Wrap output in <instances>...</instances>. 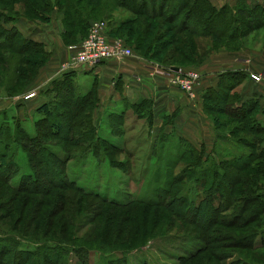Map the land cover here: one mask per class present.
Wrapping results in <instances>:
<instances>
[{
	"label": "rangeland",
	"instance_id": "obj_1",
	"mask_svg": "<svg viewBox=\"0 0 264 264\" xmlns=\"http://www.w3.org/2000/svg\"><path fill=\"white\" fill-rule=\"evenodd\" d=\"M10 1L0 0V20H15L10 22L13 23V26L21 18L32 21L35 19L40 26H47L50 22L52 23L53 19H58L60 36L70 45L81 43L88 33V30L83 33L76 28L73 33L69 35L67 33L64 37L63 15L60 7L64 8L65 3L62 0L59 2V6L55 5L56 0H50L51 4L47 8L40 3H33L38 8L36 13L21 12L24 13L21 16H16L14 12L21 8L22 4H17L18 0L14 2L15 5H11ZM110 1L113 2V0ZM261 4L264 5V0L261 1ZM119 11L121 10L112 13L117 17L120 15ZM110 12V9H103L99 15L91 18L107 20L111 28V34L127 41L128 26L121 27L118 33H112V23H114V26L115 22H111L110 17L115 16ZM129 15V12L123 14L127 17ZM245 17L243 16V18ZM153 23L155 22L153 21ZM9 24L5 23L7 28L12 27L8 26ZM50 28L53 30V26H50ZM171 36L175 37V31H170L166 35V39ZM253 39L264 41V32L253 31L247 42L254 44ZM17 40L15 41L18 44L22 41V39ZM33 40L35 41L34 44H28V51L21 55L11 50L0 49V101H2L0 106L4 105L2 98L21 96L26 91L27 86L32 83L28 79L21 80L18 78L15 81L12 95H10L9 91L4 88V83L11 81L13 76H17V73L14 72L15 68L21 67V71L28 73L31 77V72L38 70L40 72V65L47 60L46 44L40 41L39 38ZM203 42L206 43V40H203ZM128 44L136 52L132 40H129ZM228 45L230 46V44ZM45 53L46 55H44ZM184 69L195 70L196 68L192 65ZM74 81L78 92L86 91L82 85L91 87L92 84V82L83 81L80 76H75ZM49 85L51 86L52 83L50 82L46 86ZM45 87L44 90L40 91L41 97L50 102L55 118L61 120L65 126L61 134L67 135L69 119L67 117L64 119V117L58 115L63 111L62 99L56 91L46 93ZM23 106L24 104L20 106L11 105L0 109V122L6 125L4 128L7 131L0 136V152L6 153L5 157H0V164H2V170L0 171H3L5 176L10 177V172L7 171L6 166L12 163H18V166H20V171L12 174L9 185L4 184V180L0 178V199L5 197L7 200L9 197H15L17 191H20L18 189L20 185H24L22 183L24 174L28 173L32 177L34 176L27 160L30 154L21 145L25 140L16 139L17 142H15L14 137L18 131L17 126L22 127L26 134L36 135L39 125L41 126L39 120L43 121L44 117L34 109L31 111L27 106L19 108ZM96 108H98V105L93 109L92 119L96 128H98L95 140V143L98 144H88L87 148L83 150L78 146L67 145L65 147L58 138L48 134L51 136H47L43 140L46 143L45 148H49L51 151L58 150L60 152L59 156L63 158L67 155L66 149L71 153L69 160L67 162L65 160L66 163L63 162V169H61V163L58 162L61 159L55 160L58 158H54L51 161L60 172L59 175L63 173L67 180L75 183L84 191L97 193L108 200L106 204L101 205L103 215L100 221L106 224L110 223L113 230L118 229L122 217H133V213L129 211L132 206H139L149 218L147 227L151 228L142 241V245L138 247V243L133 246L124 245L123 240L113 243V240L86 242L81 239L73 243L61 240L63 238H59V235L51 234L53 230L46 231L42 223H46V216L49 215L51 210L43 202L52 204L55 196L63 192L62 188L53 186V189L44 190V192L49 191V195H45L43 192L31 194V196L26 195V193L20 194L21 197H29L30 204L25 212L26 217H23V221L16 225L14 229L0 228V250L6 245L11 249L14 247L12 241L10 243L4 240L6 237H11L13 240L21 239L20 244L17 245L18 249L38 251L39 247L44 248L48 245L61 243L62 248L67 251L61 252L59 254L61 257L56 262H53L52 258L57 256L53 255L47 257L44 261H37L39 264L41 262L42 264H111L112 259L114 264H264V246L260 244L263 242L264 236L259 235L256 237V233L264 227V212L253 216L254 211L251 209L258 202H246L247 197L253 195L258 197L264 192V180L261 184H253L248 181L247 184L252 189L245 193L243 190L244 184L240 183L235 187L231 185V179L223 178L224 169L219 164L220 161L225 159L248 153L245 146L239 145L242 138L247 137L246 140L249 142L260 141L261 143V140L264 139V133L261 136H251L243 130V127H245L244 121L232 119V117L226 119L227 114L224 116L225 118L217 115L218 124L225 122L223 129L225 134L222 138L224 140L226 138L227 141L220 142L217 153L206 158L204 148L197 149L193 146L197 150L196 153H193L190 146L177 139L178 137L175 135L163 132L155 135L157 132L154 133L153 131L146 106L136 105L134 107L126 104L124 108H119L115 113L110 112L107 108L98 110L96 113ZM18 110L23 111V115H20ZM1 111H5V113ZM47 123V121L43 122L41 129L44 130ZM240 128L241 131H239ZM45 131L47 132V130H44L46 134ZM8 144L10 146H7ZM245 149L247 150L245 151ZM45 151L42 153L45 155L50 154V152L46 154ZM228 170L235 172L234 167H228ZM250 172L248 169L243 174L249 177ZM220 182L222 183L221 186L219 185ZM40 185L43 186L42 183ZM260 198L258 197V199ZM92 201L95 204L100 203L98 200ZM113 201L121 205L112 204ZM138 201L143 203L139 204ZM150 201L153 203L159 202L168 208L171 207L177 214L174 215L173 212L168 210L162 214L163 209L150 205ZM36 203L39 204L35 207ZM11 205L13 204L9 203L0 209V215L6 214ZM33 207H35L33 215L39 214L40 219H45L39 221L41 222L38 223L39 227L34 228V223V225L30 224V229H27L29 233H33L29 235L37 238L35 240L26 238L22 233L25 220L26 218L28 220ZM39 209L41 210L38 212ZM18 211L16 210L13 215L10 213L9 218L15 220ZM156 211L157 213H155ZM94 215L95 212L92 210L83 214V223L77 231L79 237L83 238L91 233ZM114 215L116 217L110 219ZM249 216H252L254 220L246 221V217ZM4 217H2L3 220L8 219ZM59 217L60 215L55 219L58 220ZM153 218L154 224L151 220ZM50 234L56 238H52ZM38 235L39 237H37ZM247 236L250 237V240L259 241L257 245L260 247L257 250H252V248L246 246L247 244L240 246L238 243L237 246L236 242L244 243L245 240L242 239ZM5 259V264H9L12 256L8 255ZM33 264H36V261Z\"/></svg>",
	"mask_w": 264,
	"mask_h": 264
},
{
	"label": "trees",
	"instance_id": "obj_2",
	"mask_svg": "<svg viewBox=\"0 0 264 264\" xmlns=\"http://www.w3.org/2000/svg\"><path fill=\"white\" fill-rule=\"evenodd\" d=\"M16 1L18 0H11V5H15L14 2ZM56 1L55 5L59 6L61 0ZM107 1L108 0H62V2L65 3L64 8L62 6L60 7L61 14L63 15L64 37H66L67 33V35L73 33L76 28L80 29L83 33L87 31L91 22L95 20L91 17L99 15L103 9H110V13L121 10L119 11L120 15L117 17L114 13L112 14H114L115 17H110L111 22H115L114 26V23H112V33H118L121 27L128 26L127 38L134 43L136 52L142 54L147 60L159 64L160 66L181 67L184 69L192 65L197 66L214 50H220L222 48L235 50L247 47L249 45L247 39L253 31L264 32V5L261 4V2L250 4L246 0H238L234 5L225 4L218 8L214 6L210 0ZM19 3L22 4V7L15 10L14 13L16 16L24 14L21 12H31L35 14L38 8L35 7L33 3H40L45 8L51 4L50 0H19L17 4ZM125 12H129L131 16H123ZM243 16L246 17L243 18ZM33 20L36 21L35 19ZM14 21L15 20L12 19L0 20V49L11 50L21 55L28 51V44H34L35 41L23 35L24 33L16 24L14 26L12 25L10 28L6 27L5 23L9 24ZM153 21L155 23H153ZM170 31H175V37L171 36L166 39V35H168ZM17 38L18 40L22 39L20 44L15 41ZM127 38L126 40L129 42ZM257 39H253V41H259ZM203 40H206V43H204ZM228 44H230V46ZM44 55H46V53ZM49 56L50 54L48 52L47 60ZM46 61L40 65L39 69ZM32 64L34 65V63ZM14 72L17 73V76H13L12 74L13 77L11 81L4 83V88L6 91H9L10 95H12V90L15 88V81H17L18 78L21 80L28 79L33 82L39 70L32 71L31 77L28 73L21 71V67L15 68ZM75 73L76 72L73 71L63 73L52 79L51 86L45 87L46 93L56 91L58 95H60V99H62L61 106L63 111L58 115L64 117V119L65 117L69 119L67 135L61 134L65 126L61 120L55 118L50 107V102L47 99L36 109V112L44 117L43 121L39 120L41 126L38 124L39 129L36 135L31 136L26 134L22 127L17 126L18 131L14 137L15 142H17L16 139L20 141L25 140L21 145L30 154L27 160L34 176L32 177L31 174L28 173L24 174L22 179L24 185H20L18 188L20 191H17L18 193L15 197H9L7 200L5 197L0 199V209L7 206L9 203L13 204L6 214L0 215V228H6V230L14 229L16 225H19L23 221V217H26L25 212L30 204L29 197H21L20 194L26 193V195L31 196V194L34 195L43 192V194L49 195L50 192H44V190L48 188L53 189V186H57L62 188L63 192L55 196V200L52 201V204L43 202V204L48 206L51 210L49 211V215L46 216V223H42L46 231L53 230L51 234L53 233L55 236L59 235V238H63L61 240H67L73 243L81 239L86 242H106L113 240V243H118L123 240L124 245L133 246L135 243H138V247L142 245V241L151 229L147 227L149 218L142 212L139 206H132L129 211L133 213V217H122L121 221H119L121 224L117 227L118 229L113 230L110 223L106 224L100 221L103 215L101 205L106 204L108 200L97 193L84 191V189L78 187L75 183L67 180L63 173L59 175L60 172L51 161L54 158H58L55 160L61 159L58 162L61 163V169H63L62 164L65 160L66 162L69 160L71 153L66 149L65 152L67 155L63 158L59 156L60 152L58 150L51 151L49 148H45L46 143H44L43 140L45 137L51 136L48 134H52L53 137L58 138L59 141L63 142L65 147L67 145L78 146L83 150L87 148L88 144H98L95 143L98 128H96L92 119L93 109H95L98 104L97 92L95 87L86 93L78 92L74 81V77L77 76ZM231 78H235L232 72L223 73V75H221L219 87L217 89L208 90L207 95H209L211 101L206 103L207 108L217 115L221 112L225 113V115L227 114L228 116L226 119L232 117V119L244 121L245 127H243V130L251 134V136H261L264 133V119H259L255 114H252L253 108L251 107V102L236 105L240 102V96L236 92L231 93L236 86V81ZM25 92L26 91H24V93ZM150 104V101H143L132 105L134 107H136V105H140V107L146 106L148 108L150 122H152ZM1 112L5 113V111ZM45 121L48 122L45 128L47 130V132L45 131L47 135L44 133L45 129H41ZM216 124H218L217 119ZM224 124L225 122H220L218 125L222 127ZM5 126L4 123L0 122V136L5 133ZM241 130L240 128L239 131ZM177 139L188 144L191 152H197L196 148L191 146L186 140L182 138ZM246 139L247 137L242 138L239 144L248 149L246 155L225 159L220 161L219 164L220 167L224 169L223 178L231 179V185L235 187L240 183L244 184L243 190L245 193H248L252 189V187L248 186V181L253 184H261L264 180V143L262 144L264 139L261 140V143L260 141L249 142ZM222 140L225 141L226 138L225 140L222 138ZM7 146H10V144ZM218 147L219 146H216L215 153H217ZM43 151H45L46 154L50 152V154L48 153L49 155H45L42 153ZM5 155L6 153L0 152V157H5ZM208 157L209 156L206 155V158ZM1 165L2 164H0V170H2ZM18 165V163H12L6 166L7 168L5 167L8 169L7 171L10 172V177L5 176V173L0 171V178L4 180V184L9 185L12 174L20 171V166ZM228 167H234L235 172L233 170H228ZM248 169L251 171V177H246L243 174ZM228 174L231 175L229 176ZM40 183H42L43 186L40 185ZM219 185L221 186L222 183L220 182ZM258 197L261 198L258 199ZM258 197L253 195L246 198L247 203L258 202L256 205H253L251 209L254 211V213H252L253 216L264 212V192L258 195ZM92 200H98L100 203L95 204ZM137 203L141 204L143 202L138 201ZM150 203V205H153L155 208H162V214L167 210L173 212L174 215L177 214L171 207L168 208L164 204L159 202L153 203L151 201ZM38 204L39 203H36L35 207ZM112 204L121 205L116 201H113ZM51 205H53V207H51ZM35 207H33L31 214L29 216L27 215L29 218L28 220L26 218L22 231L26 238L33 240L37 238H33L32 235H29L33 233H29L27 229H30V224L34 225V223V228L39 227L41 223L39 221L43 220L40 219L41 217L39 218V214L33 215V213H35ZM16 210H19L17 218L15 220L10 219L9 214H15ZM40 210L41 209H39L38 212ZM91 210L95 212L94 218L92 219L93 229L88 236L83 238L79 237L77 231L83 223V214ZM155 213H157V211ZM58 215H60V217L56 220L55 217ZM2 217L8 219L3 220ZM115 217L114 215V217L110 219H114ZM250 219L251 221L254 220L252 216L246 217L245 220L248 221ZM151 220L154 224V218ZM36 232L34 233L37 234ZM53 235H51V237ZM259 235L264 236V227L256 233V237ZM55 236L52 238H56ZM37 237H39V235ZM4 240L10 243L12 241L14 247L11 249L6 245L1 248L0 264H5V258L8 255L12 256L9 264H33L35 261L36 264H39L37 261H44L47 257H52L53 255L57 256L52 258L53 262H56L57 259L61 257L59 255L61 252H67L62 248L61 243L48 245L44 248L39 247L38 251H32L17 248L21 239L13 240L11 237H6ZM242 240H245V242L241 243L237 241V246L238 243L240 246L247 244L246 246L252 248V250H257L260 247L257 245L259 241L250 240L249 236ZM260 244L264 246V239ZM74 250L76 251V249ZM110 262L114 264L113 259Z\"/></svg>",
	"mask_w": 264,
	"mask_h": 264
},
{
	"label": "crops",
	"instance_id": "obj_3",
	"mask_svg": "<svg viewBox=\"0 0 264 264\" xmlns=\"http://www.w3.org/2000/svg\"><path fill=\"white\" fill-rule=\"evenodd\" d=\"M210 1L219 8L225 4L234 5L238 0ZM246 1L255 4L262 0ZM12 25L13 23H10L8 26ZM16 25L29 38L36 40L39 38L44 42L50 56L40 68L37 78L26 89L25 93L36 91V95L27 100L23 97L25 93L18 97L2 98L5 106L1 105L0 109L24 104L33 111L45 102L40 91L52 79L61 75L62 62L76 52L81 43L70 45L61 38L58 19H53L47 26H40L36 21L21 18ZM50 26H53V30ZM194 68L201 73V82L196 86L192 97L178 87L172 86L168 76L156 63L147 60L138 52L110 60L99 67L78 70L75 74L82 77L85 82H92L91 87L82 85L86 90L82 93L95 87L98 96L96 113L105 108L115 113L126 104L150 101L152 127L154 133L157 132L155 135L159 132L175 135L198 149L204 148L206 155L211 156L216 154V146L223 141L222 135L225 133L224 126L216 124L217 114L206 106V103L211 101L207 94L208 90L219 87L223 73L232 72L235 76L231 78L236 81L231 93L236 92L240 96V102L236 105L251 102L252 114L264 119V83H256L249 77L251 72H264V42L257 41L235 50H214ZM18 112L23 115V111ZM218 115L224 117L225 113L221 112Z\"/></svg>",
	"mask_w": 264,
	"mask_h": 264
},
{
	"label": "built area",
	"instance_id": "obj_4",
	"mask_svg": "<svg viewBox=\"0 0 264 264\" xmlns=\"http://www.w3.org/2000/svg\"><path fill=\"white\" fill-rule=\"evenodd\" d=\"M133 54V48L125 40L111 35L107 20H93L79 49L61 64L60 73L76 72L84 68L92 69L110 60ZM156 65L168 76L172 86L178 87L190 97L194 96L195 88L201 82L199 71L181 67L178 71H175L172 67ZM249 77L250 80L256 83H264V72H251ZM35 95L36 91H29L24 98L27 100Z\"/></svg>",
	"mask_w": 264,
	"mask_h": 264
},
{
	"label": "water",
	"instance_id": "obj_5",
	"mask_svg": "<svg viewBox=\"0 0 264 264\" xmlns=\"http://www.w3.org/2000/svg\"><path fill=\"white\" fill-rule=\"evenodd\" d=\"M173 70L178 71L179 67H172Z\"/></svg>",
	"mask_w": 264,
	"mask_h": 264
}]
</instances>
